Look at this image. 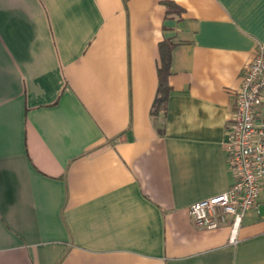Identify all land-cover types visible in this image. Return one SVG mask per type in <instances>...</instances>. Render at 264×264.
<instances>
[{
	"label": "crops",
	"instance_id": "0c3cea01",
	"mask_svg": "<svg viewBox=\"0 0 264 264\" xmlns=\"http://www.w3.org/2000/svg\"><path fill=\"white\" fill-rule=\"evenodd\" d=\"M260 49L264 0H0V264H264V188L233 244L189 213Z\"/></svg>",
	"mask_w": 264,
	"mask_h": 264
},
{
	"label": "built area",
	"instance_id": "2783aa9c",
	"mask_svg": "<svg viewBox=\"0 0 264 264\" xmlns=\"http://www.w3.org/2000/svg\"><path fill=\"white\" fill-rule=\"evenodd\" d=\"M264 95V53L249 61L235 93L225 142L226 158L234 174L227 191L189 206L195 225L214 229L229 217V242L238 240L244 213L253 207L264 188V121L255 119Z\"/></svg>",
	"mask_w": 264,
	"mask_h": 264
},
{
	"label": "trees",
	"instance_id": "16d2710c",
	"mask_svg": "<svg viewBox=\"0 0 264 264\" xmlns=\"http://www.w3.org/2000/svg\"><path fill=\"white\" fill-rule=\"evenodd\" d=\"M167 8L170 10L172 7V4L170 2H165ZM169 49L168 46L165 49L160 50V65L157 69L158 73V85H157V95L155 99V104L160 106H163L166 100V93L169 88V85L166 82V77L168 74V67L170 62V55H169Z\"/></svg>",
	"mask_w": 264,
	"mask_h": 264
}]
</instances>
